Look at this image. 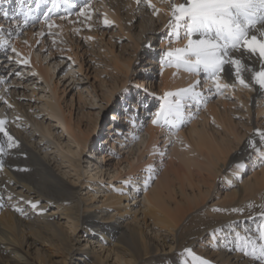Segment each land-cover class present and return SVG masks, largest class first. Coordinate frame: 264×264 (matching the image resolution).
Listing matches in <instances>:
<instances>
[{"label": "bare ground", "instance_id": "6f19581e", "mask_svg": "<svg viewBox=\"0 0 264 264\" xmlns=\"http://www.w3.org/2000/svg\"><path fill=\"white\" fill-rule=\"evenodd\" d=\"M25 1L11 0V7L7 5L9 0L0 2L1 13L7 12L9 17H14L12 25L16 23L18 26L20 25L19 32L24 40L22 43L18 40L12 41L11 46L23 60L29 61L24 66L12 64L10 61L0 58V120L6 121L5 128L18 141L16 147L8 149L6 138L0 133V146L5 148V152L0 153V252L4 259V262L0 264H71L76 251L83 252V249H87L89 246L91 248L93 246L91 244H97L99 240L103 243L99 244L97 251L94 248L84 251L86 260L83 264H264V255L261 254L264 240L261 239L260 228V225L264 223V216L261 215L264 213V169L257 173L258 170L251 167L252 172L256 173L252 178L247 175L243 181H238L235 187H233L234 183L230 185L233 189L224 195L222 207L225 213H231V215L225 216L221 224L215 223L219 216H214V220L198 232L199 237L190 241L187 246L181 242L183 238L179 234L178 236L174 235V230L181 225L186 216L198 209L200 205H203L204 200L210 197L218 175L226 173L225 176L229 179H231V175H235L239 179L242 177L244 162L241 157L250 152L246 143L249 139L259 142L255 127L241 145L242 147L240 146V156L231 155L237 142L244 134L238 136L230 131L221 121L223 115L216 110L214 105H211L213 107L210 108L209 114L217 122L214 125L220 127L223 132L214 127L206 129L205 120L201 128L193 125L187 132L181 130L176 135L172 126L178 128L182 124L183 115L179 119L174 113H169L167 119L163 115L155 116V113L161 109V105L167 108L168 103L174 104L178 99L181 100L183 107L187 105V110L189 106L194 105L192 109H189L192 110L190 113L196 111L193 110V107H196L195 104L204 99L201 96L200 91L202 90L198 87L197 78L193 74L198 67L193 70V73L183 66L176 68L175 63L166 68L159 67L162 73L158 90L162 92L163 96L152 111V117L144 129L145 138L141 141V146H145L143 153L149 156L148 161L141 165L143 170L148 171L151 166L150 172L153 171L150 157L156 155L159 136H164V144L168 142L173 144L170 152H173V158L180 166V171L174 170L181 176L179 181H171L165 175L163 179L168 180V183L158 180L160 184L155 185V188L149 193H145V201L156 211L152 213L153 226L159 229L166 228L167 233H170L169 236H171V239L167 237L171 244H165L164 238L158 236L157 232L150 229V225L145 222L134 218L131 223H127L124 216L129 212L126 210L121 213L117 209H108L102 216L101 206H96L94 203L95 195L89 190L83 193L85 189H82V183H79V179L86 174L82 168L81 154L84 151L87 134L74 124L72 115H68V112L63 110L60 105L56 85L52 84V75L48 73L51 70L50 65H42V60H46L47 56L40 52L50 51V49L44 50V46L52 48L49 55L53 53L54 49L67 48L69 53L73 54L77 67L81 71L84 63L82 59H77V51L82 46L79 45V40L82 39L83 46L87 45L86 43H91L93 39H88V37L94 38L92 29L97 27L105 30L107 34L109 27H106L103 21L108 19L112 22L114 31L125 35L127 41L133 45V57L142 49L146 50L143 51V55L148 56L151 55L150 50L147 51L146 44H140V41L146 33L149 34L155 30L153 24L156 20L152 14L142 15L141 20L138 21L140 25L133 26V16L145 12V6L141 5V1L137 3L136 0H70L68 5L74 8L71 16L59 14L52 17L49 20L51 22L38 21L33 24H24L19 21L17 11L25 8ZM59 1L63 2L64 0ZM51 2L52 0H49V4ZM180 3H186V0H163L160 3V8H154L159 13L156 17L159 23L155 24L158 29L162 25H167L174 30H178L180 27L187 30L186 21H181L180 26L177 27V22L172 15V5ZM4 4L7 6L4 7ZM85 4H87L88 11L85 16H80V8ZM258 10L256 13H258L260 21L255 27L247 25L246 34L249 38L255 35L258 40H264V35H261V30L264 29V19H261V16L264 15H261ZM88 16L91 19H88ZM238 22H244L243 16L238 18ZM49 23L53 25L52 28L48 27ZM9 27V22L0 21V33ZM51 31L58 34L59 38L52 37ZM68 31L71 35H68ZM103 34L100 31L101 37ZM201 36L205 39H217L215 28L210 33H193L192 39L197 40ZM107 37L106 42L110 43L106 44V48L114 59V65L111 66L112 72L125 76L131 69V63L124 62L114 55L112 45H110L113 34H109ZM184 37L188 39L186 33ZM6 39L9 40L10 37ZM48 39L56 40V42L51 41V45H47L46 40ZM173 39L175 41L174 37ZM220 42L227 45L219 50L221 58L225 60L239 59L246 66V70L242 72V78L247 86L236 81L230 63L223 65L219 82L227 83L230 85L229 87L236 86L247 92L246 95L249 96V99L241 101V104L252 124L254 120L251 116L253 106L258 104L259 100L264 99V90L260 89L259 85L253 81L252 75L253 72L259 71L264 66V62L259 59L258 54L253 56L248 53L243 48V42L237 49L230 48L223 37L220 38ZM37 46H39L38 51H36ZM147 52L149 54H146ZM166 53V51L160 53L161 60ZM187 58L195 59L190 55ZM146 63L149 65L158 64L157 61L154 62L153 58H147ZM249 68L252 71H248ZM14 69L22 74L27 72L30 76H36L33 78L37 82L36 84H43V88L49 92L46 98L43 96L45 100L40 101L32 98L36 93L35 89L27 94L16 88H9L10 82L7 83L6 77ZM208 75L211 74L208 73ZM104 84L106 85V83ZM191 85H196L194 90L200 93L196 100L175 95L167 99L164 97L165 93H177ZM204 88H207L206 85ZM109 93L110 91L107 90L109 97L107 96L106 102L109 101L108 98L110 99ZM132 103H135L133 104L135 108L139 107L140 109L148 106V101L141 97L136 98ZM36 109L43 112L44 115L36 117L34 115ZM262 111L263 108L256 107L255 117ZM126 115L120 116L119 120L128 122L129 117ZM153 119H157L158 123L153 124ZM167 121L171 127L163 125ZM53 123H58L61 126L62 132L71 139L76 150L68 145V142L63 145L60 136L53 133ZM115 124L114 121L108 123L107 129L109 130L106 132V136L114 135L115 142L123 143V139L114 134ZM253 124L259 125L256 121ZM230 135L233 136V139ZM127 141L129 144L132 143L130 138ZM110 145L113 147V143ZM93 151L92 157L97 159L100 156L103 157V155H99V149L93 148ZM238 164L239 169L237 168ZM71 172L74 175H71ZM72 176H76V179H73ZM87 176L92 179L96 177L90 173ZM141 176L149 180L148 174H141ZM177 184L179 185L177 186ZM31 194H34V197ZM112 199L114 198L109 197L105 201ZM123 199H127V197L125 196ZM28 201L34 203L39 201L40 203L36 209H33ZM48 205H56V212H51V215L46 214L45 208ZM235 205H241L242 208L256 205L257 210L252 218L245 223L243 218L237 215L238 212L231 211ZM15 207L23 209V212H17ZM237 207L241 209L239 206ZM88 210H92L93 213L88 214L86 212ZM57 211L60 212V218L64 217V224L53 219V215ZM148 211H150L149 208ZM121 218H124L122 225L117 223L104 226V224L96 223L100 219L113 223ZM78 226L86 228L83 233L85 243L76 247L74 244L76 238L73 235H75ZM208 234L210 243L205 246L203 243L206 240L199 238L200 235ZM106 236L109 237V240ZM94 237L96 240H92ZM36 245L42 248H36L37 256L30 260L28 259L29 250ZM185 249L190 251H185Z\"/></svg>", "mask_w": 264, "mask_h": 264}, {"label": "rangeland", "instance_id": "374dc122", "mask_svg": "<svg viewBox=\"0 0 264 264\" xmlns=\"http://www.w3.org/2000/svg\"><path fill=\"white\" fill-rule=\"evenodd\" d=\"M10 1L11 0L7 2L9 7H11ZM140 1L142 3L141 5L145 6V14L140 13L133 16V26L136 27L140 25L138 21L141 20L140 18L142 15L147 16L148 14H152L156 20L153 24L155 30L149 34L146 33L140 41V44H146L147 51L150 50L151 55H143V51L146 50L142 49L140 53H137L136 56L133 57V45L127 41L125 35L114 31L113 26L108 28L107 34L105 33V30H101V28L98 29L97 27L96 29H92L94 38H92L93 41L91 43H86L87 45L83 46L82 39L79 40V45L83 46L77 51V59H82L84 63L81 71L77 67L73 54L69 53L67 48L61 47L60 49H54L53 53L49 55L48 53L52 48H50V46H44V50L50 49V51L40 52V54L47 56L46 60L42 58V65H50L49 68H51V70L48 73L52 75V84L56 85L60 105L63 110L68 112V115H72L74 124L87 134V141L84 146V151L81 154V164L84 171H86V174L79 179V183H82L83 186L82 189H85L83 190V193L89 190L95 195L94 203L96 206H101L103 211L102 216L105 215L104 213L108 209H117L121 213H124L126 210L129 212L124 216V218L127 219V223H131L132 220L136 218L141 222L149 224L150 229L157 232L158 236L160 235L161 238H164L165 244L169 245L171 243L167 237L171 239V236H169L170 233H167V229L164 227L159 229L153 226L152 220H154V217L152 213L156 211L145 201V193H149L155 188V185L160 184V181L158 180H163L162 182L168 183V180L163 179L165 175L168 176L171 181H179L181 176L174 170L180 171V166L176 163V159L173 158V152H170L173 144L171 142L164 144V136H159L156 155L150 157L153 164V171L150 172L143 170L141 165L148 161L149 156L148 154L143 153L145 146H141V141L145 138L144 129L148 126V122L152 117V111L155 109L158 100L163 96L162 92L158 90V88H160L159 82L162 73L159 70V67L161 69L163 67L166 68L172 63L176 64V68L179 67L177 66L174 57L165 55L161 60L160 53L164 51L175 52L176 49H182L183 46L185 48L188 39L185 38L184 35L185 33L187 34V30L181 27L178 30H174L167 25H162L161 28L158 29L155 24L159 23V20L156 19L159 13L155 11L154 14V8H160V3L163 0H151L153 8L147 6L146 0ZM7 5L4 4V7ZM1 12L0 9V21L9 22L10 27L7 28V30L4 29L0 34H2L5 39L8 37H10V39H6L8 40V47L0 48V58L8 60V57H12L10 63L19 65L21 63H17V61L23 59L20 55H17V52L12 51L13 47L11 46V42L18 40L22 43L24 41L22 39V34L19 32L20 25L18 26V23L12 25L14 17H9L8 15L4 16ZM10 13L12 14L11 11ZM100 31L104 33L102 37L100 36ZM131 31L134 32L135 30ZM68 32V35H71L70 31ZM50 34L52 37L56 36L59 38V35L55 34L54 31H51ZM109 34H113V40L110 45H112L111 48L114 55L124 62L131 63V69L125 76L112 72L111 66L114 65V59L106 48V44L108 43L109 45L110 43L106 42L108 38L107 35ZM173 37L175 38V41ZM51 41L56 42V40L48 39L46 40L47 45H51ZM38 47L39 46L36 47V51H38ZM57 54L59 55L57 56ZM146 54H149V52ZM147 58H153L154 62L157 61L158 64H147ZM57 61L59 62L57 63ZM159 63H161V66H159ZM197 67V70L195 72L192 70V73L194 72L193 74L197 78L198 87L202 90L200 93L204 99H202L201 102H197L195 104L196 107H193V110H196L197 112L193 111L190 113L192 110L189 109H192V106L194 105L189 106L188 110L186 107L187 105H185L182 111V124H178V128H174L173 125L172 130L177 135L181 130L187 132V130L193 125L197 128H201L206 120V129L214 127L223 132L220 127L214 125L217 122L214 120V117L209 114L210 108L213 107L211 105H214L216 106V110L223 115L221 121L230 131L238 136L244 134L241 140L237 142L234 152L231 154L239 157L240 146L249 137L252 129L256 127L260 131H264V99H262V101L259 100L258 104L253 106L251 115L254 118L253 123L256 121L259 125L251 124V119L250 121L248 120L245 109L241 104V101L244 102L247 98L249 99V96L246 95L247 92L238 89L236 86L218 91L212 83L213 80L211 75L204 72L202 67ZM14 72H16V69H14L12 73ZM35 77L36 76H30L29 73L25 72L23 74L21 73L19 77L14 74L8 75L6 81L7 83L10 82L9 88H16L20 92H26L27 94H30L32 89H35L36 93L32 98L39 99L40 101L45 100L49 95V92L46 88H43V84H36L37 82L33 79ZM33 82H35V84L32 85ZM104 83H106V85ZM204 85H206V89L204 88ZM21 88L23 89L21 90ZM107 90L110 91V99L108 98V102H106L107 96L109 97ZM43 96H45V98H43ZM139 97L148 101L147 107L140 109L139 107L135 108L133 106L135 103H132V101ZM256 107L263 108V111L255 117L254 111L256 110ZM35 111L34 115H36V117L44 115L43 112L37 111V109ZM125 114H127V117L135 114V124H131L129 121L127 122L125 120H119V117ZM110 121L116 122L114 134L120 136L123 139V143L115 142L114 135L106 136V132L109 130L107 129V126ZM53 125V133L56 134V136H60V141L63 145L65 142H68V145L76 150L77 148L71 142V139L62 132L61 126L58 123H53ZM163 125L171 127V124L168 121ZM230 137L233 139L232 135H230ZM128 138H130V141L132 142L131 144L128 143ZM111 143H113V147L110 145ZM93 148L99 149V155L101 154L103 157L100 156L99 159L92 157L94 153ZM241 158L244 162L242 177L239 179L235 175H231L232 177L229 179L225 176L226 173L218 175L214 190L210 197L204 200L203 205L199 204L200 207L198 209H195L188 214L182 221L181 225L174 230V235L178 236L179 234L183 238L181 242L185 246H187L190 241L199 237L198 232L208 226L214 220V216H219V219H217L215 223L221 224L225 216L231 215V213H225L224 208L222 207L223 197L225 194L232 191L233 187L238 184V181H243L247 175H250L249 177L252 178L256 174L252 172L251 167L258 170L257 173L264 169V159H261L260 154L257 152L250 151L244 154ZM65 170L68 171V169ZM88 173H90V175L94 174L96 177L93 179L88 178ZM70 174L74 175L72 172ZM141 174L149 175L147 187L144 186V181L146 179L141 176ZM72 177L73 179H76V176ZM126 180L131 182L129 187H125L124 182ZM233 183L234 186H230ZM179 184H177V186ZM89 186L94 188H90ZM31 196L34 197V194H31ZM125 196L127 199H123ZM109 197H113L114 199L105 201V199ZM118 199L120 200L119 202L117 201ZM237 206L243 210L238 212L237 215L242 217L245 223L252 218L257 210L256 205L247 208H242L241 205H235L234 208L238 209ZM148 208L150 211H148ZM217 209L220 211H217ZM56 210V205H48L45 208L46 214L50 215L51 212H56ZM86 212H88V214L93 213L92 210ZM124 218L113 223L100 219L96 223L104 224V226H110L117 223L122 225ZM53 219L60 224H64V217L60 218V212L58 211L53 215ZM85 229V227L78 226L75 235H73L74 238H76L74 241L76 247L85 243L83 241V233ZM106 238L109 240V237L106 236ZM201 238L206 240L204 243L202 242L205 246L207 243H210L209 234L200 235L199 239ZM92 240H96V238L94 237ZM112 241L114 240L112 239ZM100 243L99 240L97 242L98 245L91 244L93 245L91 248H94V250L97 251ZM104 246H107L105 242ZM89 247L83 249V252H79V250L76 251L71 264H83L86 260L84 257V251L91 250ZM36 248L41 249L42 247L39 245L31 247L28 259L33 260V258H36ZM3 262V254L0 252V263Z\"/></svg>", "mask_w": 264, "mask_h": 264}, {"label": "snow or ice", "instance_id": "6c2138e0", "mask_svg": "<svg viewBox=\"0 0 264 264\" xmlns=\"http://www.w3.org/2000/svg\"><path fill=\"white\" fill-rule=\"evenodd\" d=\"M137 3H140V0H136ZM37 6H39L40 0H36ZM56 0H53L55 6ZM65 4L70 3V0H64ZM147 6L153 8L151 0H146ZM264 10V0H186V3L173 4L172 5V15L177 22V27L180 26L181 21H186L187 27V46L183 49H176L175 52H167L165 55L169 57H174L177 66H183L187 70L192 71L197 66L202 67L203 71L211 74V78L215 85V88L219 91L224 88H228L230 85L227 83H220V73L223 71L224 64H231V68L234 70L233 74L235 75L236 81L241 85H245V80L242 78V72L246 70V66L241 63L239 59L232 58L230 60H225L220 57L219 50L222 47H227L226 44L220 42V38L223 37L225 40L231 41L234 48L239 47V42L243 41V48L251 53L253 56L258 54L259 59L264 62V40H258L257 36L252 35L250 38L246 34V27L248 24H253V17L256 14V10ZM24 17V23L27 24L28 18L32 13V9H21L20 10ZM88 11L87 4L80 8L79 15L85 16ZM154 10V14H155ZM4 16H7L8 13H3ZM243 16L244 22H238V18ZM91 19L90 16L87 17ZM261 19H264V16H261ZM45 22L48 20V14H45ZM103 24L106 27H111L112 22L108 19H104ZM49 28H52V24H48ZM213 28L216 30L217 39H205L201 36L200 39L193 40V33H210ZM261 35H264V29L261 30ZM92 39V37H88ZM8 47V40H6L3 35H0V48ZM13 52L16 50L13 48ZM19 55V53H17ZM192 56L195 59H189L188 56ZM225 55H227L225 53ZM12 57H8V60L11 61ZM27 65L28 60L17 61ZM248 71H252L250 68ZM15 76L19 77L21 73L16 71ZM253 81L259 85L260 89L264 90V66L261 67L259 71L253 72L252 75ZM247 86V85H245ZM196 85H191L189 88L181 89L177 93H165L164 97L167 99L171 96H180L182 98L190 97L193 100L198 99L200 93L196 92L194 89ZM5 103H7L5 101ZM11 107V105H8ZM146 107V106H145ZM183 105L181 100H176L174 104L168 103L167 108L164 105H161V109L155 113V116L159 117L163 115L165 119L169 113H174L177 119L182 115ZM129 122L135 124L136 116L135 114L130 115ZM5 120H0V133L3 134V137L6 138L7 148L12 149L18 145V141L9 133L5 128ZM153 124H157L158 120L153 119ZM256 135L259 137V142L249 139L246 143V147L252 151L260 154V158L264 159V131L256 130ZM5 152V148L0 146V153ZM239 169V164L237 165ZM148 171H151V166H149ZM130 181H125V187L130 186ZM148 180L144 181V186L147 187ZM11 199V198H10ZM30 206L33 209L38 207L39 201L32 202L28 201ZM17 212H23V209L15 207ZM217 211H220L217 209ZM233 212H241L242 209L233 208ZM264 216V213L261 214ZM261 228V239L264 240V223L260 225ZM185 251H190L185 249ZM261 254L264 255V246L261 247Z\"/></svg>", "mask_w": 264, "mask_h": 264}]
</instances>
